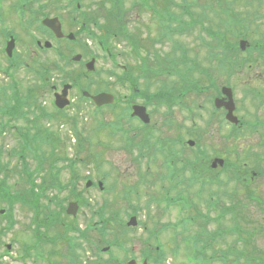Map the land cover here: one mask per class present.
Listing matches in <instances>:
<instances>
[{
    "label": "rangeland",
    "instance_id": "rangeland-1",
    "mask_svg": "<svg viewBox=\"0 0 264 264\" xmlns=\"http://www.w3.org/2000/svg\"><path fill=\"white\" fill-rule=\"evenodd\" d=\"M130 1L131 0H124L123 7L125 9L130 8ZM258 1L259 0H221V4H216L215 0H201L199 4L207 10V19L210 20V23L206 22L204 24V28L215 32L218 29L215 26L220 25L219 20H222L223 22L228 20L230 22V20H232L235 23L234 25L232 24L227 27L221 25L219 26L220 31L225 33L227 40L231 38L230 44L234 47H237L238 41L241 40V38L250 42V47H256V50H253L250 54L237 52V55L231 56V59L229 58V55L222 56V53L213 50L214 53H220L219 56L215 59L208 58V55L212 53V50H210L209 53L206 52L202 42L200 43L198 39L199 37L203 39L205 38L209 42H213V39L209 38L211 36L210 34L202 32L198 26H195L189 34L174 36L178 44L185 47L189 58L201 62V64L198 65L199 73L204 74L203 70H205V73L210 75L208 76L210 79H208L207 76L203 77V75L199 76L198 74H192L190 75V79L196 81L197 84L199 83V80H201L200 82L205 88L209 86V80H212V83L216 81L213 85L216 90L224 86L231 88L236 105L235 115L241 120L243 126L235 128L230 127V125L227 126L223 121H220V118L223 117L221 113H216L214 116H211L213 114L211 100H208L210 97L205 95L197 98L195 95L187 94L182 100L183 103L188 104L189 107L192 106L194 111L198 110V112H200L201 116H198L199 114H195L194 116L196 124L183 122L182 117H184V114L181 113V109L178 111L175 110L171 119L170 117L167 119V117L161 113H151L154 124L160 128V131L157 130L153 132L155 137L173 139L177 135L179 138L178 141L182 145L183 142H186L189 139L196 142V144L199 143L197 149H188V147H184V145L182 146L180 144H177L176 148L178 151H183L185 161L188 158L191 161H194V154L200 156L201 160H199V162L192 163L195 164L194 166L206 168L207 171H205V177H213V179L214 177H218L220 178L219 180H224V182H226V173H222L223 171L218 168L210 170L209 165L214 158L228 160V165L230 164L231 166L242 170L246 175L249 182L248 185H250V189L255 196H253L254 198H252V200L247 199L245 189H242L239 186L234 189V184L230 181L226 186L209 185L201 187L200 185L192 186L188 184L187 189H189L188 196L196 202L195 206L198 207L199 205V212L201 215H206L204 214L206 213L204 201L209 199L210 194H216V196L222 198L221 201L226 203L225 207H232V205L237 206L239 204L238 207L235 208L236 212L226 215L222 224L227 227L224 230L230 231L234 229V220L231 219V216H235L238 212L237 216H235V223L237 222L240 226L239 232L242 240L239 241L238 235L232 230L231 232H228V236H225L223 243H221L222 245H219V247L221 246L220 248L225 249L230 245H234L243 250L248 248V253L251 256H258V254L264 253V2L259 3ZM175 3L180 5L182 4V1L175 0ZM229 3H232L233 6H229ZM86 5L88 10L85 11L88 14L89 22L98 20L99 26L105 27L103 24L104 21L101 17L99 18L100 13L105 15V6H103L99 0H87ZM226 5H228V8ZM175 9H177L176 12L178 13V8ZM228 9L232 11V13H229L230 15L227 14ZM198 15L199 13L195 11L194 16L197 18ZM130 17L132 20L131 30L136 35L141 37V34L143 33L141 38L144 39L146 37L144 33L145 31L147 32L149 28L152 30L151 36H156V27L149 22L148 15H140L137 17L136 14L133 13ZM229 17L231 18L229 19ZM96 34L99 35L100 32L96 31ZM245 34L247 37L242 36ZM212 45L214 44H207L205 46L214 48L215 46ZM69 46L70 48L68 50L66 49V46L64 48L66 55H74L76 53L85 54L78 44H71ZM112 46L115 53L120 52L119 55H121V57L117 59L119 64H130L132 62L136 76L141 79L140 84L142 89L148 85L150 90L154 92L157 90L158 83L160 82H176V80L172 78H170V80L165 78L160 81L157 80L156 82L155 76H150L147 72L141 75L139 70L143 68V63L142 65L139 64L137 61L139 59H135L137 57L130 56L128 53L129 48H123V45L119 43L115 45L113 44ZM221 46H223V44ZM90 49V52L83 56H90L92 53L100 55V58L96 62V71L98 73L87 75V78H80L81 80L79 81L78 88L86 87L88 85V80L91 79L92 84H89L91 92H98L99 90L106 91L109 89L113 95L118 96L120 89L114 84L115 77L111 76L110 73L118 75L120 73L119 68L113 65L110 60L103 58L104 53L94 44H90ZM123 50L128 54L124 55ZM168 51L170 52L167 46L164 47V45H156V47L151 48L149 46H144L139 54L143 57L148 55L151 59L148 63L146 60V63L150 68H157V65L159 66L161 63L158 59L159 52L161 54H167L169 53ZM20 54L27 56L24 51H21ZM39 57L40 58L36 60V63H33L34 61L28 57L25 58L23 61V68L26 69V65L28 64L30 70L34 67L39 69L40 62L47 63L49 60L54 61V59L48 57V54ZM67 60H69V58H67ZM58 61L60 62V60ZM61 63L64 64L62 61ZM67 63L66 69H68L69 72H73L74 77H78V74L83 72V67L80 64L72 61L71 63ZM2 69H4V67ZM24 69H16L17 71H13L12 69L9 71L11 73V79L9 81L11 83L13 82V84H17V87L22 91L27 87H35L36 85L35 79H31L27 70ZM186 78L188 79L189 75H186ZM2 84H9V82L4 81L1 78L0 85ZM106 85L109 86L107 87ZM75 89L73 97L71 98L74 99L76 104L81 105L80 114L73 110L70 111L69 116H73L77 122L78 129L81 133L82 148L85 149L79 154V157L81 160L83 159L85 165H87V167L84 168L86 169V172L82 170L81 165L79 166L80 173L82 175L85 173L88 175L93 174L92 176L96 180L98 179L102 181L104 189L113 186L116 190L115 196L113 195V192H108L107 190L106 192L105 190L100 192L97 188L89 190L88 192L83 191L82 195L84 198L88 199L89 207H81L77 214L78 220L81 224H85L93 229V225L98 221V217L94 218L97 205L101 204L104 199H110L114 202V207L109 209H111V211H116L118 219L123 221L122 223H112L110 225V236L100 232H94V229L93 231L91 230L93 254L89 255L87 258L88 262L93 264V262L100 260L102 263L105 261L110 262V264H126L130 259H135L140 262L142 260V253L145 252L147 254L150 252L147 249L156 245L160 246L165 253L166 262L164 264H192L190 254L184 253L183 243H178L181 247L175 256L169 251V249L173 247L175 241L172 235L173 233L169 227L176 225L175 231H179L181 228L178 225L179 220L185 218V215L188 214L187 212L184 213V211L178 206L174 205L165 207L166 210H162L161 212L158 211L159 209L155 204L146 206V199L143 196L145 188L138 190V198H134V195H132L133 200L128 204L124 203L122 197L123 191L128 186L133 185L137 179L144 177L142 172L145 167L144 164L147 163L151 155L144 153V151L139 152L136 149V144H133L132 148L126 150L124 149L123 140L118 139L115 135H110L105 129H99V121H103L105 125L109 126H111V123L116 125L118 122L119 110L116 112L103 111L100 114L94 113V110L90 105L78 100V89ZM214 93L215 92L210 93V96ZM43 95L44 96L41 97L42 104L46 108V111L52 114L54 108L51 102V91L47 90ZM186 104H184V107H186ZM199 105H202L204 109H199ZM33 120H31V122ZM43 123H46L45 127L48 126L54 131L58 130V126H55L54 123H47L44 121ZM12 125L13 123L11 126ZM14 125L18 128L25 127V129H28L33 126V123L32 125H30V123L27 125L25 123L24 125L22 123H15ZM11 126H9L6 133L0 137L2 151L1 167L2 170H4L1 172V178L6 179L9 187L18 190L22 186L23 188H26L27 181L26 177L22 176V162L18 159V155L14 154L19 150V146L16 137L17 135L15 134L16 131L14 128L11 129ZM36 126L41 127L42 121L37 120ZM58 133L65 140L66 147H64V149L66 148L65 154L68 155V157H74L76 152H80V149L76 148L77 142L71 137L68 125H64ZM83 138L89 141V145L85 144ZM98 143H102L103 146H99ZM48 147L50 148L51 146L48 145ZM48 147L46 148L45 146H42L38 150V152H40L38 155H40L41 158H44L43 155H46V153L48 155ZM34 150H36L35 147ZM103 151L104 154H97ZM26 156V160L32 171L35 168L34 166L38 163V159H35L30 153H27ZM133 159L138 160L144 167L135 164ZM154 160L155 163L151 166L153 171L163 163V158L154 156ZM182 165L187 166V162H184ZM95 167L97 169L100 168V172L97 173ZM177 168L180 174L179 183L184 180L185 186L188 183L191 174L187 169L181 173V165H178ZM229 169L230 168H228V170ZM62 171L61 178L65 183L69 179V175L65 169ZM240 173L242 174L241 171ZM102 174L106 175L107 178L102 180ZM154 187L149 189V194H153L155 190ZM83 188V184H79L78 189L80 190ZM223 193L230 195L229 200H225L226 198L222 196ZM198 194H200L203 199L201 203H199L196 196ZM65 195H60L59 198L63 200ZM155 196L157 195L155 194ZM231 197H234V199H231ZM155 199L158 200L159 198L156 197ZM257 200L259 203L263 202V204H261L262 210L259 208ZM64 204L67 205V202H64ZM0 206L4 209L7 208L4 203H1ZM132 207L137 208L135 214L138 222L137 227L128 229L125 233L126 235L120 237L123 243L117 244V246L112 245L109 252H101L99 250L100 248H105L106 244H109L113 237H118L117 233H120V224L125 225L128 220V216H126L125 213H132ZM161 207H164V205L162 204ZM242 208L243 210L241 212L240 209ZM29 215L30 213L26 209H23L20 205H14L11 216L13 227L8 226L9 220L0 216V229L5 228L6 226L9 227L6 229L5 234H0L1 264H30L25 261H12L10 257H1V254L6 250V245L11 246L10 252L12 257H15V255L21 256L23 254L22 250L24 244L30 240V236L27 232V229L30 226ZM209 215L211 216V214ZM213 215L215 216V214ZM215 228H217L216 224L210 226V229L212 230ZM191 230L193 232L196 231L195 229ZM153 233H157L156 236H152ZM233 241L235 243H232ZM83 256L85 257V255ZM187 256H189V260H187ZM242 261L243 258L241 257L240 262ZM213 264L220 263L214 262Z\"/></svg>",
    "mask_w": 264,
    "mask_h": 264
},
{
    "label": "flooded vegetation",
    "instance_id": "flooded-vegetation-1",
    "mask_svg": "<svg viewBox=\"0 0 264 264\" xmlns=\"http://www.w3.org/2000/svg\"><path fill=\"white\" fill-rule=\"evenodd\" d=\"M78 5H75V1L73 0H0V55L5 54V50L7 47V44L11 39L14 41V51L13 54L19 53L18 48L20 43H24V41H20V35L18 34V31H22V36H35L36 37V46L40 51H43L46 49L45 44L49 42L51 46L47 49H51L53 43L55 42H68L66 36H72V29L74 25V20H76V12ZM7 14V15H6ZM22 20V24L21 21ZM46 19H54L55 23L56 21H59L61 25V32L63 34V37L60 39H57L55 35L45 27L41 28L40 25H42V22ZM15 22V26L14 23ZM20 25V26H19ZM15 28V30H13ZM17 28V29H16ZM51 47V48H50ZM26 49V47H24ZM43 49V50H42ZM35 52V51H34ZM25 53V52H24ZM33 53V52H32ZM35 55H40V52H35ZM122 68V80L124 81V84L122 86V90L125 94H123V102L122 105L126 106V100H127V94L130 89L126 86L128 85V81L125 77V72L127 69V66L124 65ZM2 70H0L1 72ZM72 90V89H71ZM71 92V91H70ZM70 92L68 94H70ZM137 103H129V108L132 107V105H136ZM143 105V104H140ZM147 108V107H145ZM146 112H149V109H146ZM182 114H184L183 111H181ZM172 115L167 116V119L172 118ZM174 116V115H173ZM130 120H133L136 123H140L138 118L136 117H130ZM171 121V120H168ZM182 121L185 122V117H182ZM153 123H148L147 125L143 126V124H139L140 127H143V130L146 134L150 133L152 131ZM154 125V124H153ZM75 219L72 218L70 222H74ZM69 221V220H68ZM68 223V222H67ZM84 230L87 229L86 226L82 227ZM72 234V236L70 235ZM77 238L76 232L70 231L65 237V240L71 239L70 241L73 242ZM79 240L82 243V247H85L86 255L88 256L91 247H92V239L86 235V239L80 235ZM30 244V240L27 241L26 246ZM34 245V244H33ZM32 245V246H33ZM76 246V242H75ZM73 250H75L73 248ZM70 248L68 247H61L56 249L55 256L57 260L59 261V264H66L68 263V260L70 261L71 258V252ZM31 252L32 250L28 248L26 252V256H28V259L31 258ZM76 256V252L74 253ZM73 256V254H72ZM33 259V258H32ZM31 261V259H30Z\"/></svg>",
    "mask_w": 264,
    "mask_h": 264
},
{
    "label": "trees",
    "instance_id": "trees-1",
    "mask_svg": "<svg viewBox=\"0 0 264 264\" xmlns=\"http://www.w3.org/2000/svg\"><path fill=\"white\" fill-rule=\"evenodd\" d=\"M215 3L221 4V0H215ZM188 4L198 6L199 2L195 1V0H191V1H189ZM199 8H200V11L196 10V8L190 9L191 10L190 14L193 13L190 21L192 23H201V21L198 20V18L194 17V12L197 11L199 13L198 16H200V18H202V16H204L205 20L210 22L206 18L207 17V10L201 6H199L197 9H199ZM201 8H202V11H201ZM201 14H203V15H201ZM230 18L231 17H229V19ZM219 22H220V25L226 26V27L229 25L235 24L232 20H230V22H229V20L225 21V22H223L222 20H219ZM215 27L218 28L217 31H215V32H212L209 29H205V31L207 33H209L210 35H212L213 38L215 39V41H214L215 46L220 45V44H225L224 50L227 52H228V49L234 48V46L232 44H230L231 38H229V40H227V36L225 35V33L223 31H220L219 25H216ZM242 36L247 37L246 34L242 35ZM233 37H235V36H233ZM226 45L230 48H227ZM225 170H227V167L224 168V171ZM205 171H207L205 167H199V169L197 170V174L193 175L194 179L196 180V179H201V178L205 177L204 176L206 174ZM240 171L242 172L243 175L240 173ZM228 173L226 175V182L232 181L234 183V186H233L234 189L237 188L238 186L241 187L242 189H245L247 199L252 200V198H254L255 196H254L253 191H251V189H250V185H248L249 182L247 180L246 175L243 173V171L239 170L237 168H234L232 171H229ZM205 178H208V177H205ZM223 185H224V183H223ZM46 188H47V186L44 185L39 190L43 192V191H45ZM221 200H222V198H219V200H217V202L211 201V200L207 201L208 202L207 207L214 208L217 205V208L221 212V214H220L221 216L219 217L220 222H221V219L224 217L225 213H227V212H229V214L235 213L236 212L235 208L238 207V205H239L238 204L237 206L232 205V207H225L226 203L222 202ZM225 200H228V199H225ZM257 203L259 205V208L262 210L261 204H263V202L259 203V201L257 200ZM189 207L191 208L192 211L195 210V212H196V215L194 217H193V215L190 216V218L188 220V223L192 224L194 219L195 220L201 219V217H199L200 213L198 212V210L195 209V203H193V202H191V204L189 203ZM224 209H225V211H224ZM242 210H243V208L240 209L241 212H242ZM237 214H238V212L236 213L235 216H237ZM235 216H233V215L231 216V219L234 220L233 226L234 225L236 226V227L234 226V229H232V230L234 233H236L238 235V240L241 241L242 237H240V232H239L240 226L237 222L235 223V220H236ZM202 219L205 222V224L209 223L208 222V220H209L208 216L204 215V216H202ZM188 223L186 222V220L184 221V224H188ZM226 228L227 227L222 224L221 228H219L215 231L207 232V230H204V231L201 230V231L195 232L193 235L185 237V239H183L184 243H187V244L189 243V245L193 244L195 246L193 248V255L195 258L194 260H196V264H203L205 261H207L206 264H209V262L212 260L215 261V263H220V264H264V253L258 254V256H251L248 253V248H245L243 250V249H241L237 246H234V245H230L225 249L220 248L221 246L219 247V245H222L221 243H223L225 236L228 234V232L232 231V230H230V231L224 230ZM232 243H235V242L233 241ZM199 245H201V246L197 247ZM207 250L211 252V256L208 259H206L207 256L204 255ZM241 257L243 258L242 262H240ZM204 259H206V260H204Z\"/></svg>",
    "mask_w": 264,
    "mask_h": 264
},
{
    "label": "water",
    "instance_id": "water-1",
    "mask_svg": "<svg viewBox=\"0 0 264 264\" xmlns=\"http://www.w3.org/2000/svg\"><path fill=\"white\" fill-rule=\"evenodd\" d=\"M240 45H241V48L243 49L244 43L241 42ZM222 92L228 98V102H224L223 100H216L215 101V106L217 108H220L222 106L225 107L227 109V111H228V113L226 115V119L228 121L232 122V123H236L237 122V119L235 117H233V115H232V112L234 110V107H233V103H232L231 92L228 89H223ZM95 100L97 101L98 104H101L103 102H111L112 98L109 97V96H107V95H101V96H98L97 98H95ZM59 106L61 107L62 105H59ZM216 164L222 165V161L221 160H215L213 162V165L212 166L215 167ZM72 206L73 205H71V207ZM129 225H135L134 219H132L130 221ZM129 264H135V262L134 261H131V262H129ZM143 264H146V262H144Z\"/></svg>",
    "mask_w": 264,
    "mask_h": 264
}]
</instances>
